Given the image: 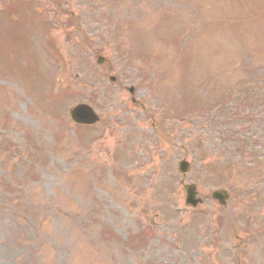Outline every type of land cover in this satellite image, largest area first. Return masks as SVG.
Returning <instances> with one entry per match:
<instances>
[{"label":"rangeland","instance_id":"374dc122","mask_svg":"<svg viewBox=\"0 0 264 264\" xmlns=\"http://www.w3.org/2000/svg\"><path fill=\"white\" fill-rule=\"evenodd\" d=\"M167 76L194 115L240 104L214 127L225 139L195 126L180 153L159 142L126 87L158 109ZM82 100L100 122L53 140ZM249 122L264 133V0H0V264H264V196L255 210V156L237 137ZM186 149L206 199L196 209L178 171ZM220 186L227 210L209 198Z\"/></svg>","mask_w":264,"mask_h":264},{"label":"water","instance_id":"95a60500","mask_svg":"<svg viewBox=\"0 0 264 264\" xmlns=\"http://www.w3.org/2000/svg\"><path fill=\"white\" fill-rule=\"evenodd\" d=\"M79 110H80V108L77 109V111H79Z\"/></svg>","mask_w":264,"mask_h":264}]
</instances>
